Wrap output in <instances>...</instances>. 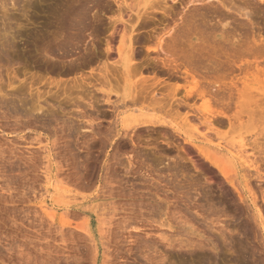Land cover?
<instances>
[{"label":"rangeland","instance_id":"rangeland-1","mask_svg":"<svg viewBox=\"0 0 264 264\" xmlns=\"http://www.w3.org/2000/svg\"><path fill=\"white\" fill-rule=\"evenodd\" d=\"M161 1L144 9L138 23L136 10L156 0H0V86L5 93L19 80L28 87L43 82V93L45 83H95L92 75L100 77L106 63L118 78L110 96L117 109L95 90L92 94L101 100L95 108L90 92L85 97L79 90L73 91L71 103L59 91L58 98L44 103L43 114L33 107L40 119L30 125L34 133L29 140L42 138L39 146L0 131V151H6L7 161L13 158L5 164L0 160V169L6 166L14 198L17 189L25 190L23 202L18 196L14 202L9 196L0 200V264H194L199 258L207 264H264V0H218L226 7L209 0ZM131 25H136L134 32ZM130 35L138 40L134 46L122 42ZM173 45L182 54L172 52ZM119 46L123 56L136 46L133 59L143 64L136 72L127 74ZM195 48L205 53H197L199 62L193 58L199 52ZM135 84L147 88L146 100L122 105L137 93ZM190 90L194 95L187 100ZM202 90L206 98L197 96ZM176 99L185 106L177 107ZM143 119L166 127L132 128ZM121 128L130 135L117 136ZM243 139L249 144L247 156L256 154L252 161L260 160L254 170L241 162L233 166L227 158V151L236 155L243 150ZM51 145L47 170L44 147ZM253 146L257 150L251 154ZM34 152L38 168L29 161ZM55 187L70 191L68 204L51 199ZM44 204L56 205L50 211L54 220L44 213Z\"/></svg>","mask_w":264,"mask_h":264},{"label":"bare ground","instance_id":"bare-ground-1","mask_svg":"<svg viewBox=\"0 0 264 264\" xmlns=\"http://www.w3.org/2000/svg\"><path fill=\"white\" fill-rule=\"evenodd\" d=\"M17 1V0H16ZM32 1V0H31ZM163 1H165L166 2V0H163ZM172 1H174L175 3H177L178 2V0H172ZM195 1V0H194ZM210 2L211 1H218V0H209ZM221 1V0H220ZM60 2H62V1H60ZM126 2V1H125ZM160 2H162L161 0H156V3H152L150 6L149 5H147V3H146V5L145 6H143L144 8H138L137 6H136V8H138L137 10H136V15H137V20H138V23H140L141 22V20H142V18H144L145 16H143L142 17V15H144V13L141 15V13H142V11L145 9V11L148 9V10H150V8H155L154 7V5L156 4H158L159 5V3ZM200 2V1H199ZM206 2V1H205ZM219 2V1H218ZM220 4H222L223 5V7H226V4H224V2H219ZM226 3V2H225ZM6 4V3H5ZM61 4V3H60ZM59 4V5H60ZM127 4V3H126ZM166 4V3H165ZM7 5V4H6ZM64 5V4H63ZM125 5V4H124ZM129 5V4H128ZM155 5V6H156ZM222 5H220V6H222ZM2 6V5H1ZM126 7H127V5H125ZM130 6V5H129ZM160 6V5H159ZM162 6V5H161ZM217 6V5H216ZM8 7V6H7ZM16 7V6H15ZM125 7V8H126ZM20 8V7H19ZM56 8V7H55ZM54 8V9H55ZM130 10H135L134 9V7L132 8V6H130V7H128ZM127 8V9H128ZM15 9V8H14ZM121 9V8H120ZM166 9V8H165ZM167 9H168V7H167ZM170 9H171V7H170ZM169 9V10H170ZM5 10V9H4ZM147 10V11H148ZM12 11V10H11ZM120 11H122V10H120ZM165 11V10H164ZM167 11V10H166ZM165 11V12H166ZM1 12V11H0ZM132 12V11H131ZM133 12H135V11H133ZM58 14V13H57ZM66 14V13H65ZM123 14V13H122ZM10 15V14H9ZM146 15V14H145ZM11 16V15H10ZM60 16V15H59ZM69 16V15H68ZM124 17V16H123ZM129 17H130V15H129ZM6 18H8V17H6ZM10 18V17H9ZM8 18V19H9ZM60 18H62V17H60ZM68 19V18H67ZM121 20H120V22L121 23H124V24H127V19H126V21L124 20V18H122V16H121V18H120ZM1 20H3V19H1ZM10 20V19H9ZM12 20V19H11ZM14 20V19H13ZM12 20V21H13ZM64 20V19H63ZM65 20H66V18H65ZM16 21V20H15ZM144 21V20H143ZM6 22H8V21H6ZM11 22V21H10ZM18 22V21H17ZM64 22V21H63ZM62 22V23H63ZM9 23V22H8ZM14 23V22H13ZM12 23V24H13ZM6 24V23H5ZM4 24V25H5ZM64 24V23H63ZM7 25V24H6ZM11 25V24H10ZM3 26V25H2ZM1 26V27H2ZM66 26V25H65ZM136 26V25H135ZM134 25H131V27H132V32H134L135 30H134V27H135ZM127 26H125V28H126ZM8 28V27H7ZM16 28V27H15ZM22 28V27H21ZM11 29V28H10ZM9 29V30H10ZM4 30H5V28H4ZM6 31V30H5ZM19 31V30H18ZM8 32H10V31H8ZM7 31H6V33H8ZM5 33V34H6ZM11 33H12V31H11ZM28 33V32H27ZM3 34V33H2ZM4 34V35H5ZM14 34H16V33H14ZM14 34H13V41H14ZM20 34V33H19ZM3 35V36H4ZM8 35H10V33L8 34ZM21 35V34H20ZM62 35V34H61ZM67 35V34H66ZM2 36V37H3ZM7 36V35H6ZM10 36V37H11ZM16 36V35H15ZM26 36V35H25ZM36 36V35H35ZM43 36V35H42ZM71 36V35H70ZM11 37V38H12ZM38 37H39V35H38ZM75 37V36H74ZM171 37V36H170ZM174 37V36H173ZM179 37V36H178ZM6 38V37H5ZM5 38H2V39H5ZM9 38V37H8ZM8 38H6L7 39V41H8ZM49 38V37H48ZM70 38V37H69ZM184 38V37H183ZM188 38H189V36H188ZM30 39V38H29ZM38 39V38H37ZM207 38H205V40H206ZM123 40H128L132 45H130V46H134L133 44L136 42V41H138V40H135L134 38H133V36L132 35H130V36H128V38L126 39V37L125 36H123L122 37V42H123ZM135 42H134V41ZM169 40V39H168ZM171 40V39H170ZM186 40V39H185ZM199 40V39H198ZM208 40V39H207ZM22 41V40H21ZM40 41V40H39ZM72 41V40H71ZM70 41V42H71ZM125 41L123 42V43H125ZM140 41V40H139ZM172 41H174V43L176 44L177 42H175V41H178V40H173V38H172ZM201 41H202V39H201ZM204 41V40H203ZM1 43L0 44H2V43H4V40L3 41H0ZM6 42V41H5ZM11 42H12V40H11ZM18 42V41H17ZM43 42H44V40H43ZM132 42H134V43H132ZM168 42V41H167ZM166 42V43H167ZM188 42V41H187ZM190 42V41H189ZM208 42V41H207ZM26 43V42H25ZM73 43V42H72ZM128 43V42H127ZM205 43H206V41H205ZM204 43V44H205ZM10 44V43H9ZM12 44V43H11ZM41 44V43H40ZM44 44H45V42H44ZM183 44V43H182ZM197 44V43H196ZM3 45V44H2ZM13 45V44H12ZM17 45V44H16ZM28 45V44H27ZM34 46H35V43L33 44ZM110 44H109V41H108V46H109ZM170 45H172V44H170ZM177 45L179 46L180 44H178L177 43ZM177 45H173V46H175V51H173L172 50V52H176L177 50H178V48H176V46ZM185 45V44H184ZM200 45V44H199ZM4 46H5V44H4ZM31 46V45H30ZM121 46V45H120ZM119 46V50H118V53H119V55H120V57H123L122 59H123V62H124V64H123V67H124V69L127 71V74H131L130 72H133L135 69V72L137 71V67H141V65H143V64H139L140 66H137L136 65V63H135V59H133V58H135L134 56H135V53H136V50H135V47L134 48H131V54L129 55V53L130 52H128V53H126L125 54V56H123V53H124V51H123V47H124V45H123V47L121 48ZM172 46V47H173ZM187 46V45H186ZM196 46V45H195ZM194 46V47H195ZM6 47V46H5ZM8 47H9V45H8ZM14 47V46H13ZM12 47V48H13ZM40 47V46H39ZM167 47V46H166ZM165 47V48H166ZM169 47V46H168ZM196 47H198V45L196 46ZM203 47V46H202ZM201 47V45H200V49L202 48ZM207 47V46H206ZM209 47V46H208ZM7 48V47H6ZM11 48V47H10ZM112 47H110L109 46V48H108V51H110V50H112L111 49ZM187 48V47H186ZM211 48V47H210ZM27 49V48H26ZM39 49V48H38ZM37 49V50H38ZM124 49H125V47H124ZM137 49V48H136ZM167 49V48H166ZM173 49H174V47H173ZM183 49V48H182ZM192 49V48H191ZM194 49V48H193ZM196 49V48H195ZM200 49H196L197 51H199V52H196V54L197 53H199V55L200 56H202L201 54H203L204 52L202 51V50H204L205 49V46H204V49L202 48V50H200ZM209 49V48H208ZM207 49V50H208ZM213 49V48H212ZM10 50V49H9ZM17 50V49H16ZM15 50V51H16ZM30 50V49H29ZM34 50V49H33ZM135 50V51H134ZM160 50H161V48H160ZM169 50V49H168ZM23 51V50H22ZM21 51V52H22ZM123 51V52H122ZM128 51H130V50H128ZM162 51V50H161ZM170 51H171V49H170ZM180 51H181V49H180ZM180 51H177V53L179 52V53H181ZM187 51V50H186ZM190 51V50H189ZM192 51V50H191ZM194 51V50H193ZM201 51H202V53H201ZM205 51V50H204ZM214 51V50H213ZM217 51V50H216ZM135 52V53H134ZM163 52V51H162ZM169 52V51H168ZM6 53V52H5ZM164 53V52H163ZM177 53H176V55H177ZM184 54L186 53V52H183ZM201 53V54H200ZM67 54V53H66ZM109 54V53H108ZM137 54V53H136ZM182 54V53H181ZM195 54V53H194ZM194 54H193V58L195 59V57H197L198 59H197V61L199 62V58L201 59V57H198L199 55L197 54H195V56H194ZM205 54V53H204ZM23 55V54H22ZM110 55V54H109ZM170 55V54H169ZM175 55V54H174ZM175 55V56H176ZM187 55V54H186ZM69 56V55H68ZM173 56V55H172ZM178 56V55H177ZM180 56V55H179ZM182 56V55H181ZM203 56H207V52H206V55H203ZM211 57H212V55H210ZM216 56H217V54H216ZM119 57V56H118ZM166 57H168L167 55H165V58ZM188 57H189V55H188ZM209 57V56H208ZM207 57V58H208ZM204 58V57H203ZM214 58V57H213ZM178 59V58H177ZM182 59V58H181ZM165 60H167V59H165ZM172 60V59H171ZM174 60H175V57H174ZM183 60V59H182ZM196 60V59H195ZM173 61V60H172ZM171 61V62H172ZM186 61V60H185ZM196 61V62H197ZM202 61V60H201ZM200 61V62H201ZM208 61V60H207ZM107 62V61H106ZM121 62V61H120ZM168 62H170V61H168ZM174 62V61H173ZM196 62H195V66L197 65L196 64ZM197 62V63H198ZM216 62V61H215ZM164 63H165V61H164ZM175 63H176V60H175ZM194 63V62H193ZM107 64V63H106ZM106 64H103V66L105 65V68L103 67V71H101L100 72V74H99V76L100 77H97L95 74H93L92 76H95V77H97V78H95L94 77V80H95V83H92V81L89 83V82H85V80L84 79H82V81H76V80H71V81H73V82H75L73 85L72 84H70V82L69 81H65V84H64V86L63 87H60V84L62 83H64V82H61V83H59V86H58V84L57 85H55L54 84V82L52 83H45L44 85H43V87H45L46 88V90L47 91H45L44 93L42 92V90H41V87H40V85H42L43 84V82H41V83H38V81L37 82H31L30 83V86L28 87V83H26V81L25 80H19L21 83L19 84H16V82H14V81H12V83H11V85H9L10 86V92H4L3 91V87H1L0 86V122H3V123H5L3 126H0V131L2 132V134H4V135H6V136H8V137H18V138H20L21 139V141L23 140L24 142H27L28 144H35V142H37V144H38V146L39 145H41L42 144V142H41V139L42 138H40V137H36V139H33V140H29L31 137H30V135H32L33 133H34V128L32 129L31 127H30V125H34V123H32L34 120H37L38 121V123H39V119H38V115L37 114H35V112H33L32 111V108L34 107V108H36L37 107V112H39V114H43V113H45L44 112V109H45V107L43 106V105H45L44 103H46V102H48V99H53V100H55L54 98L55 97H57L58 98V92L60 91V92H62V95L64 96V99H65V101L67 100V102H69V103H71L73 100H74V98H73V91H75V90H79V91H81L80 93H84V92H86V93H84V96L86 97V95H88V93L87 92H90V94H91V97H90V99H89V103H90V105H91V107H94L95 108V105H97V104H99L100 102H101V100H99L100 99V97H99V99L98 98H96L95 99V96L92 94V93H94L95 91L96 92H98V93H102V95H104V96H106L107 97V100L105 99L104 101H102V102H104V103H106L108 106H112L113 108H114V106L115 105H113L114 103L113 102H111L112 100L110 99V96H111V93L113 92V81L115 80V79H118V78H116L117 76H115V74H113V72H110L109 71V67L106 65ZM138 64V63H137ZM168 63H166L165 65H167ZM173 64V63H172ZM135 65H136V67H135ZM179 65V64H178ZM192 65V64H191ZM50 66H51V64H50ZM66 66H68V65H66ZM171 66V65H170ZM193 66H194V64H193ZM192 66V67H193ZM199 66V65H198ZM47 67V66H46ZM72 68V67H71ZM197 68H200V67H197ZM140 69V68H139ZM53 70H54V68H53ZM133 70V71H132ZM142 70H143V68H142ZM199 70V69H198ZM57 71V70H56ZM64 71H66V70H64ZM63 71V72H64ZM24 72V71H23ZM49 72H51V71H49ZM58 72V71H57ZM135 72H134V74H135ZM138 72H140V71H138ZM174 72V71H173ZM21 73H22V71H21ZM27 73V72H26ZM141 73V72H140ZM185 73H186V75L188 76L189 75V71L188 70H186L185 71ZM201 73V72H200ZM64 74V73H63ZM124 74V73H123ZM126 74V73H125ZM138 74V73H137ZM144 74V73H143ZM174 74V73H173ZM139 75V74H138ZM196 75V74H195ZM91 76V77H92ZM176 76H179V75H176ZM197 76H198V74H197ZM200 76V75H199ZM30 77H32V76H30ZM90 77V78H91ZM137 77V76H136ZM190 77V76H189ZM17 78H18V76H17ZM33 78V80H34V77H32ZM38 78H39V76H38ZM42 78V77H41ZM40 78V79H41ZM71 78V77H70ZM128 78V77H127ZM143 78V77H142ZM147 78V77H146ZM201 78H202V76H201ZM48 79V78H47ZM46 79V80H47ZM72 79H74V78H72ZM203 79V78H202ZM1 80V79H0ZM12 80V79H11ZM67 80H69V79H67ZM140 80H142L143 81V79H140ZM51 81V80H50ZM62 81V80H61ZM115 81H117V80H115ZM157 81V80H156ZM155 81V82H156ZM11 82V81H10ZM24 82V83H23ZM58 82V81H57ZM145 82H147V81H145V79H144V84H145ZM154 82V84H156ZM158 82V81H157ZM160 82V81H159ZM1 83V82H0ZM35 83H37L39 86H34V84ZM151 83V82H150ZM3 84V83H2ZM6 84V83H5ZM28 84V85H27ZM141 84V83H140ZM140 84H137L138 85V87H137V85L135 84L134 86H133V89L134 88H136L137 89V93L134 95V96H131V97H129L128 99H129V101L128 100H124L123 101V103H122V105H127V103H131V104H137V102H139V101H141V100H146V98H147V95H149L148 94V90H146L145 88H144V85L143 86H141ZM153 84V85H154ZM158 84H160V83H158ZM140 85V86H139ZM146 85H148V84H146ZM150 85H148V89H151L150 87H149ZM4 87H6L5 85H4ZM35 87V88H34ZM140 87V88H139ZM147 87V86H146ZM151 87H152V85H151ZM198 87V86H197ZM53 88V89H52ZM54 88H56V91L54 90ZM61 88V89H60ZM155 88V87H154ZM139 89V90H138ZM162 89V88H161ZM5 90V89H4ZM45 90V89H44ZM93 90H95V91H93ZM135 90V89H134ZM154 90V89H153ZM156 90V89H155ZM159 90V89H158ZM164 90H166L165 89V86H164ZM215 90V89H214ZM79 91H78V93H79ZM150 91H152V90H150ZM163 91V90H162ZM216 91V90H215ZM77 92V91H76ZM154 91H152V93H153ZM159 92V91H158ZM77 93V94H78ZM83 93H82V95H83ZM149 93H151V92H149ZM212 93V92H211ZM86 94V95H85ZM132 94H134V92H132ZM164 94V92H162V96H164L163 95ZM198 95V97H200V98H206L207 96H208V92H206V91H204V90H202L201 92H199V93H197ZM78 95H80V94H78ZM152 95V94H151ZM160 95V94H159ZM193 91L192 90H190L189 92H187V94H186V97H187V100H188V98L190 99V98H192L193 97ZM215 95V94H214ZM9 96H12V97H14V98H11L10 99V97ZM81 96V95H80ZM84 96H83V99L82 98H79L80 100H81V104H83L82 102H86V100L84 99ZM157 95H155V97H156ZM170 96V95H169ZM168 96V97H169ZM9 97V98H8ZM97 97V96H96ZM102 97V96H101ZM150 97V96H149ZM148 97V98H149ZM151 97H153V96H151ZM186 97L184 98V99H186ZM216 97V96H215ZM76 99H77V97H75ZM88 98V97H87ZM175 98H178V97H172V99H175ZM36 99V100H35ZM75 99V100H76ZM157 98H155L154 100H156ZM164 99V98H163ZM163 99H162V101H163ZM88 100V99H87ZM111 100V101H110ZM149 100V99H148ZM153 100V102H155ZM166 100V99H165ZM35 101L36 103V105L33 103V102ZM161 101V100H160ZM171 101V100H170ZM176 102L174 103V101H173V103L174 104H176L177 103V107L179 106V108H181V106H182V104H184L185 103V101L184 100H175ZM31 102V104H33V105H31L32 107L29 109V108H27V106L26 105H28L29 103ZM53 102V101H52ZM207 102H208V100H207ZM255 102V101H254ZM77 103H79L78 101H77ZM129 103V104H130ZM169 103V102H168ZM222 103V102H221ZM225 103V102H224ZM47 104V103H46ZM73 104H75L76 105V101L73 103ZM80 104V105H81ZM88 104V103H87ZM223 104V103H222ZM227 104V103H226ZM253 104V103H252ZM35 105V106H34ZM48 105V104H47ZM79 104H78V106H80ZM117 105V104H116ZM121 105V104H120ZM171 105V104H170ZM29 106H30V104H29ZM51 106V105H50ZM119 106V105H118ZM117 106V107H118ZM166 106V105H165ZM172 106H173V104H172ZM185 106V105H184ZM184 106H182V107H184ZM188 106H190V105H188ZM224 106V105H223ZM167 107V106H166ZM34 108H33V110H34ZM48 108V107H47ZM46 108V109H47ZM115 108H116V106H115ZM114 108V109H115ZM125 108V107H124ZM172 108V107H171ZM186 108H187V106H186ZM45 109V110H46ZM92 109V108H91ZM117 109V108H116ZM164 109H166L165 107H164ZM175 109V108H174ZM178 109V108H177ZM85 111V110H84ZM112 111V110H111ZM174 111V110H173ZM210 111V110H209ZM208 111V112H209ZM221 111V110H220ZM47 112V111H46ZM52 112V111H51ZM56 112V111H55ZM59 112V111H58ZM167 112H168V109H167ZM205 112V111H204ZM254 112V111H253ZM49 113H50V111H49ZM175 113V112H174ZM216 113V112H215ZM219 113V112H218ZM222 113V112H221ZM221 113H220V117H221ZM226 113V112H225ZM242 113H243V111H242ZM47 114V113H46ZM210 115L209 116H211V120L213 119V116L211 115L212 113L210 112L209 113ZM214 114V113H213ZM251 114V113H250ZM51 115V114H50ZM50 115H47V116H50ZM54 115V114H53ZM52 115V116H53ZM188 115V114H187ZM217 115V114H216ZM224 116H226V114H223ZM253 115V114H252ZM205 116V115H204ZM218 116V115H217ZM253 116H255V113H254V115ZM46 117V116H45ZM206 117V116H205ZM204 117V119H206ZM220 117L217 119V121H219L220 120ZM227 117H229V116H227ZM256 117V116H255ZM48 118V117H47ZM202 118V117H201ZM210 118V117H209ZM225 118V117H224ZM49 119V118H48ZM203 119V118H202ZM208 119V118H207ZM206 119V120H207ZM227 119V118H226ZM243 119V118H242ZM255 119V118H254ZM254 119H253V121H254ZM211 120H208V121H211ZM215 120V119H214ZM223 120V119H222ZM229 120V119H228ZM231 120V119H230ZM43 121V120H42ZM46 121V120H45ZM44 121V122H45ZM207 121V122H208ZM216 121V120H215ZM216 121V122H217ZM221 121V120H220ZM250 121H252V120H250ZM163 122V121H162ZM205 122V121H204ZM203 122V123H204ZM212 122H214V121H212ZM223 122V121H222ZM12 123V125H10ZM35 123H36V121H35ZM65 123V122H64ZM206 123V122H205ZM1 124V123H0ZM44 124V123H43ZM66 124H67V122H66ZM170 124V123H169ZM212 124V123H211ZM2 125V124H1ZM38 125V124H37ZM166 125V123H159V122H157L156 120L154 121L153 119H151V120H148L147 121V119L144 121V119H143V121H140V120H136V125H134L132 128L133 129H135V128H151V127H164ZM254 125V124H253ZM41 127V126H40ZM46 127V126H45ZM166 127V126H165ZM21 128H23L24 130L22 131V132H19V130L21 129ZM36 128H38V127H36ZM66 128V127H65ZM68 128H69V132H70V129H71V127L69 126V124H68ZM67 128V129H68ZM73 128V127H72ZM8 129H10V132H8L9 130ZM140 129H138V130H140ZM11 130H12V132H11ZM18 130V131H17ZM67 131V130H66ZM126 131V130H125ZM122 128L121 129H119L118 131H117V136H121V137H123V136H129L130 134H129V132H125ZM135 131V130H134ZM25 132V133H24ZM37 132V131H36ZM257 136V135H256ZM30 137V138H29ZM65 137V136H64ZM131 137V136H130ZM4 139V138H3ZM64 139V138H63ZM255 139H256V137H255ZM253 140H254V138H253ZM257 140V139H256ZM55 141H57L56 139H55ZM52 142V141H51ZM242 142V141H241ZM257 142H258V140H257ZM53 143V142H52ZM56 143V142H55ZM134 143H135V141H134ZM169 142H167V143H165V144H168ZM36 144V145H37ZM252 144H254V143H252ZM256 145V144H255ZM2 146V145H1ZM169 146V145H168ZM247 146H249V144L247 145V143L244 141V139H243V142L242 143H240V148L241 149H243V150H240V149H238V150H240V151H238V153L235 155V154H233L232 152H229V151H227V155H228V160H229V163L230 164H232L233 166H234V163L236 162H241V164H243V165H245V166H247L249 169H251V170H254L256 167H255V164L258 162V160L259 159H257V160H253L252 161V158L254 159L255 157H256V154H255V156L254 157H252L251 159H250V155L249 156H247V152L249 151H247V150H245V149H247L246 147ZM251 146V145H250ZM31 147H34L33 145L31 146ZM44 147V146H43ZM43 147H42V149H41V147H39L40 149H41V151L43 150L44 151V149H45V151L44 152H47V154H49L48 155V160H49V163H44V166L46 165V168H47V170H49V168H51V163H52V159H51V157L53 158V156L51 155V152H54V151H52V148L54 149V146L52 147V145L51 146H48V147H44V149H43ZM193 147H195V149L198 151V152H202V148H201V146H199V145H196V144H193ZM220 147V146H219ZM254 147V146H253ZM56 148V147H55ZM252 148V147H251ZM258 148H259V146H258ZM14 149V148H13ZM19 149V148H18ZM31 149H33V148H31ZM253 149V148H252ZM255 149L257 150V147L255 148L254 147V149L253 150H251V154L253 153L252 151H255ZM7 150V149H6ZM35 150V149H34ZM8 151V150H7ZM14 151H16V149H14V150H11L10 152L13 154V155H15V156H13V157H16L17 156V154H16V152H14ZM17 151H19V150H17ZM37 151V150H36ZM237 151V150H236ZM263 151V150H262ZM20 152V151H19ZM25 152V151H24ZM39 152V151H38ZM256 152V151H255ZM254 152V153H255ZM260 152V151H259ZM5 153H6V151H0V154H1V156H0V160L1 161H5L7 158H6V156H4L5 155ZM203 153V152H202ZM11 154V155H12ZM35 154H37V153H35L34 152V154H32V157L31 158H29V161L31 162V165L32 166H36L37 165V163L39 162V158L37 159L34 155ZM260 154V153H259ZM30 155H31V153H30ZM38 155V154H37ZM263 155H264V151H263ZM55 156V155H54ZM261 156V155H260ZM22 157V156H21ZM28 157V156H27ZM259 157V156H258ZM17 159H18V156L16 157ZM261 159L263 158V157H260ZM13 158H11V160H12ZM15 159V158H14ZM16 159V160H17ZM22 159V158H21ZM10 159H8V161L7 162H10L9 161ZM24 160V159H23ZM227 160V161H228ZM6 161L5 162H3L4 164L6 163ZM14 161V160H13ZM19 162H20V160H18ZM211 161V160H210ZM260 161V160H259ZM12 162V161H11ZM27 162V161H26ZM25 162V163H26ZM23 163H24V161H23ZM133 163V162H132ZM260 163V162H259ZM9 164V163H8ZM11 164H13V163H11ZM22 164V163H21ZM27 164V163H26ZM57 164V163H56ZM211 164H213L214 166H216L224 175H227L226 173H224V170H223V167H221L220 165H218V164H216V163H214L213 161H211ZM224 164V163H223ZM29 165V164H28ZM42 165V164H41ZM49 165V166H48ZM132 165V164H131ZM225 165V164H224ZM3 166V165H2ZM226 166V165H225ZM239 166V165H238ZM6 167V166H5ZM4 167V168H5ZM258 167H259V165H258ZM0 168H2V167H0ZM4 168H3V170H4ZM13 168V167H12ZM36 168H38L37 166H36ZM227 168V166L224 168V169H226ZM10 168H8V170H9ZM35 169V168H34ZM2 169H0V183L2 184H4V185H1L0 186V200L2 201V199H5V200H7V197L9 196V199H12L11 201L12 202H14V200L13 199H16L17 198V196H18V199H19V201L21 200V197H23V192L25 191V190H23V191H20L19 189H17L18 191V194H17V196H16V198H14L15 197V195L13 196V194L12 193H14V192H12V190L14 191V189H12L13 187L12 186H10L11 184L9 183V181L8 180H6L5 178V175H4V171H3ZM46 170V171H47ZM6 171V170H5ZM32 171V170H31ZM45 171V172H46ZM226 171V170H225ZM248 171V170H247ZM246 171V172H247ZM260 171H261V169H260ZM259 171V172H260ZM263 171V170H262ZM3 172V173H2ZM9 172V171H8ZM256 172H258V169L256 170ZM6 173H7V171H6ZM10 173V172H9ZM227 173H228V171H227ZM26 174V173H25ZM250 174V173H249ZM22 175H24V174H22ZM7 176H9V175H7ZM13 177H14V175H12ZM28 176V175H27ZM45 176H46V173H45ZM49 176V175H48ZM29 177V176H28ZM9 178V177H8ZM51 178V177H50ZM58 178V177H57ZM59 179V178H58ZM10 180V179H9ZM22 180V179H21ZM26 180V179H25ZM27 180H29V179H27ZM61 180V179H60ZM8 181V182H7ZM16 181V180H15ZM32 181V180H31ZM47 181H48V179H47ZM64 181V180H63ZM62 181V182H63ZM11 182H12V179H11ZM7 183H9V185L7 184ZM13 183V182H12ZM16 185H17V183H16ZM20 185V184H19ZM63 185V184H62ZM28 186V185H27ZM55 186H56V183H55ZM65 186V185H64ZM64 186H59L60 188L61 187H64ZM26 187V186H25ZM24 187V188H25ZM54 187V186H53ZM15 188V187H14ZM23 188V189H24ZM12 189V190H11ZM55 192L54 193H52V198L51 199H53L54 201H55V203L57 202H60V201H64L65 202V199H66V196H68L67 194H69L70 193V191H60L59 190V188L57 187H55ZM28 191H30V190H28ZM12 192V193H11ZM16 192V191H15ZM74 193V192H73ZM72 193V194H73ZM6 194H8V195H6ZM15 194V193H14ZM105 194V193H104ZM22 195V196H21ZM66 195V196H65ZM7 196V197H6ZM25 196V195H24ZM13 197V198H12ZM71 198H72V196H70ZM70 197H67V198H69V199H71ZM69 199H68V201H69ZM24 200V199H23ZM0 201V202H1ZM17 200H15V202H16ZM22 201V200H21ZM67 201V200H66ZM3 202V201H2ZM23 202V201H22ZM64 204H68L67 202H65ZM63 204V205H64ZM56 206V205H55ZM55 206H52V207H48V206H46V204H44V205H42V207H43V210H44V213L49 217V218H51V219H55V215H54V213H52V212H50L51 210H54L55 209ZM50 208V210H48ZM257 212L258 213H260V211L257 209ZM183 243V242H182ZM180 244V243H179ZM185 244H183V247H185L184 246ZM180 246H181V244H180ZM183 247L181 246L180 248L181 249H183ZM187 247V246H186ZM193 247V246H192ZM178 248V247H177ZM189 262V261H188ZM207 264V263H205V260H203V259H198V260H195V262H194V264ZM241 263V262H240ZM246 264V263H245Z\"/></svg>","mask_w":264,"mask_h":264}]
</instances>
